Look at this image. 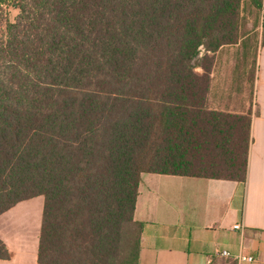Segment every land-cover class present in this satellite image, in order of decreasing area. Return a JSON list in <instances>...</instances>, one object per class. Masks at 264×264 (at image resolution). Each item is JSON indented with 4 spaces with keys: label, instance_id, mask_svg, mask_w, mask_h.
Here are the masks:
<instances>
[{
    "label": "trees",
    "instance_id": "16d2710c",
    "mask_svg": "<svg viewBox=\"0 0 264 264\" xmlns=\"http://www.w3.org/2000/svg\"><path fill=\"white\" fill-rule=\"evenodd\" d=\"M245 1L264 46V0H0V216L43 197L37 264H119L144 173L246 183L252 112L210 110L196 63Z\"/></svg>",
    "mask_w": 264,
    "mask_h": 264
},
{
    "label": "crops",
    "instance_id": "0c3cea01",
    "mask_svg": "<svg viewBox=\"0 0 264 264\" xmlns=\"http://www.w3.org/2000/svg\"><path fill=\"white\" fill-rule=\"evenodd\" d=\"M241 44L242 39L214 54L207 102L213 111L252 112L246 183L241 186L231 180L142 174L134 212V222L139 225V264H264L262 25L255 45L249 48L255 64L252 97L247 94L239 63L233 59ZM43 205V197H36L0 216V238L11 253V258L0 264H37L40 230L36 222L41 227ZM20 213L27 220H36V232L30 237L21 234L28 229L24 220L16 226ZM236 225L240 229H235ZM223 251L230 256L221 255ZM239 256H252L255 261H243Z\"/></svg>",
    "mask_w": 264,
    "mask_h": 264
},
{
    "label": "rangeland",
    "instance_id": "374dc122",
    "mask_svg": "<svg viewBox=\"0 0 264 264\" xmlns=\"http://www.w3.org/2000/svg\"><path fill=\"white\" fill-rule=\"evenodd\" d=\"M18 14L19 11L11 5L5 6L3 8V12L1 13L3 30H5L4 28L6 27L8 22H14ZM262 22H263V12L258 8H256L255 6H253L249 1L243 2L241 7L240 32H239L240 40L242 39V44L239 47V51L234 52L233 59L237 60V62L239 63L238 66L241 68V74L243 73L242 80L247 83L246 88L249 97H252L253 95L252 85L255 77V64L253 63V61H251L252 50L251 49L249 50V48L255 45L258 38V34L260 32ZM224 47H233V45H228ZM205 54L206 53L203 50L199 58L196 60V63L203 66H211V68H213V65L215 63V56L213 54H209V59H203V56ZM197 72L200 74L203 72L200 66L197 69ZM206 105L209 108L208 102ZM38 219L39 216L37 217V220ZM22 220H24L25 222L23 223V225L25 224L26 227H28V229H23L21 231L22 236L28 235V237H30L32 235V232L33 234L34 232H36V229L39 228L40 230V226H38V222H36L37 228L36 229L34 228L36 221L34 217L32 218V220H27L26 215L21 213L18 214V216L16 217L15 220L16 226H19L18 223L19 221ZM29 228L30 229L34 228V229L30 231ZM15 233L18 234V229L15 230ZM138 235H139V225L137 223L129 222L123 226L121 241L118 247V255L120 258L118 261L119 264H121L123 261H129L135 258Z\"/></svg>",
    "mask_w": 264,
    "mask_h": 264
},
{
    "label": "built area",
    "instance_id": "2783aa9c",
    "mask_svg": "<svg viewBox=\"0 0 264 264\" xmlns=\"http://www.w3.org/2000/svg\"><path fill=\"white\" fill-rule=\"evenodd\" d=\"M235 229H240V226L239 225H236L235 226ZM221 255H223V256H230V253L227 252V251H223V252H221ZM238 259L243 260V261H247V262H254L255 261V258L252 257V256H246V257L239 256Z\"/></svg>",
    "mask_w": 264,
    "mask_h": 264
}]
</instances>
